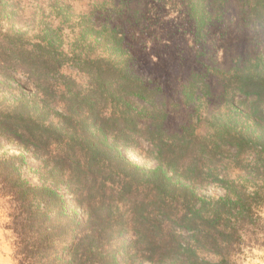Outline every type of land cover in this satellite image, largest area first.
<instances>
[{"label": "rangeland", "instance_id": "1", "mask_svg": "<svg viewBox=\"0 0 264 264\" xmlns=\"http://www.w3.org/2000/svg\"><path fill=\"white\" fill-rule=\"evenodd\" d=\"M248 2L0 0V264H19L10 227L31 206L51 216L63 239V260L76 262L87 253L93 264H173L157 259L160 240L167 238L159 225H176L169 215L185 208L221 206L217 201L229 191L259 211L243 223L236 264H264V183L255 187L264 178V155L256 151L261 144L251 148L250 141L239 151L236 141L224 138L264 134V123L253 119L252 99L228 94L224 78L256 52L264 54V27L248 24ZM49 40L82 60H119L134 81L157 89L154 106L126 97L140 134L106 129L104 137L94 129L87 101L100 98L96 112L106 107L109 113L115 104L111 91L107 100L103 92L110 85L100 87L89 67L78 68L64 55L60 72L48 74L36 56ZM141 134L178 152L160 189L102 147L118 146L133 163L154 169L161 164L157 147ZM19 177L39 191L17 188ZM174 228L191 242L185 228ZM83 240L84 249L75 250Z\"/></svg>", "mask_w": 264, "mask_h": 264}, {"label": "trees", "instance_id": "2", "mask_svg": "<svg viewBox=\"0 0 264 264\" xmlns=\"http://www.w3.org/2000/svg\"><path fill=\"white\" fill-rule=\"evenodd\" d=\"M248 3L250 6L245 10V18L248 24H252L255 30L258 27H264V0H249ZM63 55L68 57L69 61L78 68L82 66L84 68L89 67L88 72L91 76V81L97 83L100 87L104 88L108 84L110 85L103 92L107 100L108 91H111L109 93V101L115 104L114 107H111L109 113H106V107L105 109H100V112H96L97 107L101 103L100 98H97L96 101H90V104L87 101L89 110L92 107L94 117H96L92 122L94 129L104 137H107L106 129H109L108 131L111 133H120L123 131V128H126L140 134L141 132L137 129V126L132 122L131 105L133 103L126 97L135 96L143 100L147 105L154 106L158 103L157 89L149 88L141 81H134L119 60H113L110 57L104 59L98 57L93 61L88 58L82 60L80 53L73 52L71 55H65L62 51L54 48L50 40L46 49L36 56V63H41L48 74L60 72L64 64L61 59ZM29 77H32V74H29ZM224 78L227 83L226 89L228 94H240L252 99L253 119L256 124L261 126L260 122L264 123L263 52L258 51L254 54L253 58L244 60L242 63L236 65L230 74H225ZM47 83L49 84L50 82L47 80ZM114 83H117V87L112 89L111 87ZM96 91L100 95V90ZM67 95L68 97L74 95L71 89ZM74 100L75 102L76 100H80L79 96L75 95ZM69 102L68 110H71L74 108V103L70 99ZM118 106L121 109H118ZM68 120L73 122L71 119ZM141 135L147 137L157 147L158 158L161 164L154 169H146L133 163L122 154L118 146L109 145L107 142H104L102 147L105 150H109L112 160H117L120 164L149 176L154 181L155 187L159 189L160 186L165 187L170 180L167 169L172 167L178 152L175 149H167L166 144L163 141L159 142V139L156 138L157 136H152V134L150 136ZM227 136L236 141L235 146L239 151H242L245 143L250 141L252 142L251 148L256 147L257 143L261 144L260 149L256 147V151L260 156L264 155L263 133L262 135L255 136L254 140L253 138H251L252 140H247L244 132H240L234 136L224 134V138ZM92 149L93 154L97 156L99 152L94 150V148ZM261 167L264 168V166ZM257 181H259V184H255V187L260 189L264 183V178H258ZM16 187L30 193L39 191V189L21 177L18 178ZM172 189L173 191L176 190L174 187ZM40 190L48 191L44 188ZM175 196L180 198V194H175ZM217 203H220L221 206L185 208L181 211V214L178 212L170 214L169 216L174 219V224L180 228H185L190 233L191 242H186L179 236L177 230L174 228L176 225L170 223L162 228L161 224L159 225V231L161 234H164L163 232L165 231L167 238H161L160 240V246H158L160 258L157 259L162 261V257H167L173 264H236L237 244L243 235V223L249 215L258 213L259 211L258 208L250 206L242 198H236V194H232L230 191L226 196L220 198ZM210 207H213V209H210ZM82 209L88 218L92 217L89 208L83 207ZM185 210L187 211L185 212ZM10 228L17 238L14 242V257L19 264H93L92 259L87 253H83L76 262L62 259L61 255L64 253L61 250V241L63 239L55 231L56 229L53 226L49 213L42 211L39 206H31L28 210H20L15 215ZM83 244L84 240L79 245L74 244L73 248L75 250L78 248L82 250L84 249ZM170 252L172 254L175 253L176 257L169 256ZM66 253H69L70 256L72 255V251H67ZM208 257H214L215 260H209Z\"/></svg>", "mask_w": 264, "mask_h": 264}]
</instances>
